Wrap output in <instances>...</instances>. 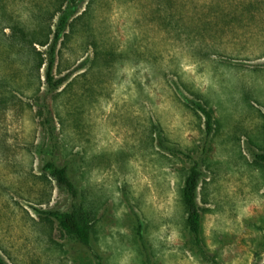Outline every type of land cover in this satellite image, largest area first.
<instances>
[{"label":"rangeland","instance_id":"374dc122","mask_svg":"<svg viewBox=\"0 0 264 264\" xmlns=\"http://www.w3.org/2000/svg\"><path fill=\"white\" fill-rule=\"evenodd\" d=\"M3 2L32 25L43 0ZM58 62L56 162L95 210L90 243L43 214L70 199L42 174L40 101L21 79L15 107L0 103L6 264H264V0H95ZM194 164L198 243L181 203Z\"/></svg>","mask_w":264,"mask_h":264},{"label":"trees","instance_id":"16d2710c","mask_svg":"<svg viewBox=\"0 0 264 264\" xmlns=\"http://www.w3.org/2000/svg\"><path fill=\"white\" fill-rule=\"evenodd\" d=\"M85 1L84 11L78 14L79 6ZM94 1L43 0L39 6L26 10V17L32 22V25H27L21 16L12 12L8 14L6 5L0 0V103L9 102L15 107L17 101L24 95V91L16 85L21 79L26 82L23 89L30 91L33 97L40 101L36 113L40 117L45 134L41 171L45 178L53 181L57 189L70 199L66 211L50 210L43 214L52 218L65 234L85 246L90 243L95 210L71 180L69 166L56 162L57 144L51 130V110L47 99L49 94L61 88L69 78L68 74L55 78L56 74L61 75L58 60L62 49L70 42L77 22L89 12ZM3 66L8 67V70L2 71ZM190 102L204 119L205 128L209 132L212 127L210 111L199 101ZM257 158L264 164V154ZM200 179L201 172L198 165L194 164L188 170L181 189L185 223L196 243L199 242L200 234V212L196 204ZM0 264H6L1 256Z\"/></svg>","mask_w":264,"mask_h":264}]
</instances>
